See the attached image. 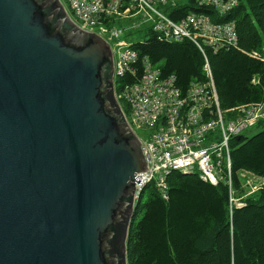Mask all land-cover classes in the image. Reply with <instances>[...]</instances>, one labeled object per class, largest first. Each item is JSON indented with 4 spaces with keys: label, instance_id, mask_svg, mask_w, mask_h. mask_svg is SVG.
I'll return each mask as SVG.
<instances>
[{
    "label": "water",
    "instance_id": "water-1",
    "mask_svg": "<svg viewBox=\"0 0 264 264\" xmlns=\"http://www.w3.org/2000/svg\"><path fill=\"white\" fill-rule=\"evenodd\" d=\"M112 72L60 0H0V264H127L147 165Z\"/></svg>",
    "mask_w": 264,
    "mask_h": 264
},
{
    "label": "built area",
    "instance_id": "built-area-1",
    "mask_svg": "<svg viewBox=\"0 0 264 264\" xmlns=\"http://www.w3.org/2000/svg\"><path fill=\"white\" fill-rule=\"evenodd\" d=\"M72 21L81 29L95 33L108 44L112 55L114 96L130 128L137 135L147 169L137 173L133 203L137 202L148 183H153L163 199L168 198L167 176L172 171L183 174L198 171L200 179L216 184L232 185L228 141L264 121V98L237 106L220 108L212 80H191L183 91L174 74L164 75L148 56L139 57L126 39L134 31L145 29L162 41L192 40L199 49L216 52L237 44L236 24L223 17L235 8L238 0H60ZM193 6L209 9L187 13L173 20L176 9ZM147 37V36H146ZM250 54L264 61L262 51ZM205 68L210 78L208 64ZM141 73L138 75V71ZM126 81L115 91L116 80ZM258 83V78L252 79ZM230 111L231 116L226 117ZM241 180L255 192L264 180L254 173H241ZM230 201L241 206L235 190Z\"/></svg>",
    "mask_w": 264,
    "mask_h": 264
},
{
    "label": "trees",
    "instance_id": "trees-1",
    "mask_svg": "<svg viewBox=\"0 0 264 264\" xmlns=\"http://www.w3.org/2000/svg\"><path fill=\"white\" fill-rule=\"evenodd\" d=\"M238 1L222 18L235 21L236 46L206 50L222 110L264 98V61L250 54L264 44V0ZM186 13L183 9L171 17L179 20ZM132 47L162 74H174L183 91L191 80H207L204 56L189 39L160 41L148 32ZM255 77L258 83L252 82ZM126 79L130 81L128 75L116 80L115 91L129 82ZM230 147L232 185L239 197L244 192L240 170L264 178V127L249 137L231 138ZM167 183V199L148 183L134 207L126 238L127 264H264V184L230 211L227 186L203 181L198 171H172Z\"/></svg>",
    "mask_w": 264,
    "mask_h": 264
},
{
    "label": "rangeland",
    "instance_id": "rangeland-1",
    "mask_svg": "<svg viewBox=\"0 0 264 264\" xmlns=\"http://www.w3.org/2000/svg\"><path fill=\"white\" fill-rule=\"evenodd\" d=\"M146 30L145 29H141L139 31H134L133 33H131L130 35L126 36V39L127 40H130V41H139V40H143L144 38H146ZM262 47H264V44L262 45ZM262 54H263V57H264V50L262 51ZM235 108H231L230 111L234 110ZM264 127V121H261V122H258L256 123L255 125L251 126V127H248L247 129H245L243 132H242V135H245V136H251L255 133H257L258 131H260L262 128ZM143 133V130H137L136 131V134L138 135H142ZM248 172V173H253L251 171H248V170H240L238 172V175L239 177H241V173H244V172ZM255 174V173H254ZM257 175V174H255ZM258 177H260L261 180H264V178L262 176H259L257 175ZM244 180L245 178H242L241 182H242V188L244 189V192L241 196H239V202L243 203L241 201V198H243L244 196L246 195H249V194H252L254 192H251V193H248L250 191V186H246L245 183H244Z\"/></svg>",
    "mask_w": 264,
    "mask_h": 264
},
{
    "label": "bare ground",
    "instance_id": "bare-ground-1",
    "mask_svg": "<svg viewBox=\"0 0 264 264\" xmlns=\"http://www.w3.org/2000/svg\"><path fill=\"white\" fill-rule=\"evenodd\" d=\"M183 9H185V11H187V13H190V12H195V13H198V12H203V13H205V14H208V15H211V11L209 10V9H205V8H202V9H197V8H195V7H193V6H189V7H187V8H182V9H176V10H174L171 14L173 15V13H175V12H178V11H180V10H183ZM207 11V12H206ZM186 13V14H187ZM184 17V16H183ZM182 17V18H183ZM173 19V18H172ZM181 19V18H180ZM179 19V20H180ZM174 20V19H173ZM227 20H231V19H226V20H223V21H227ZM184 39H188V38H184ZM183 39V40H184ZM190 40V39H189ZM162 41H167V40H162ZM182 41V40H181ZM192 41V40H191ZM167 42H178V41H167ZM193 42V41H192ZM197 46V45H196ZM198 47V46H197ZM199 48V47H198ZM200 50V49H199ZM206 50H208V49H205L204 50V52H202L201 50V52H202V54H203V56H204V61H205V63H204V67H203V69H204V71H205V73H206V76H207V80H209V79H211L212 80V83H213V86H214V89H215V93H216V96H217V99H218V95H217V91H216V88H215V85H214V82H213V79H212V75H211V71H210V67H209V64H208V59H207V55H206ZM208 64V67H209V72H210V78L208 77V73H207V70H206V68H205V64ZM162 72V71H161ZM175 76V75H174ZM197 81V80H196ZM199 82H201V81H199ZM218 102H219V99H218ZM220 105V104H219ZM230 140L231 139H229V141H228V148H229V156H230V150H231V147H230ZM230 163H231V157H230ZM232 170V169H231ZM231 173H232V171H231ZM219 183H221V182H217L216 184H212V185H218ZM223 183V182H222ZM226 186H227V189H228V207H229V210L230 211H232V209L234 208V207H240V206H235L234 204H232L231 203V201H230V193H231V191H233L234 190V188H233V185H228V184H225ZM144 194V193H143ZM244 204V203H243ZM242 204V205H243ZM241 205V206H242Z\"/></svg>",
    "mask_w": 264,
    "mask_h": 264
},
{
    "label": "flooded vegetation",
    "instance_id": "flooded-vegetation-1",
    "mask_svg": "<svg viewBox=\"0 0 264 264\" xmlns=\"http://www.w3.org/2000/svg\"><path fill=\"white\" fill-rule=\"evenodd\" d=\"M119 104V103H118ZM120 106V105H119Z\"/></svg>",
    "mask_w": 264,
    "mask_h": 264
}]
</instances>
